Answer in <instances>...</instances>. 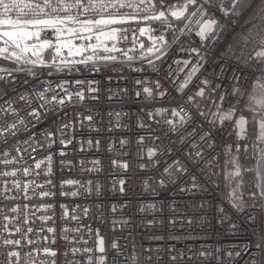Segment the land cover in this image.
<instances>
[{
    "label": "built area",
    "instance_id": "1",
    "mask_svg": "<svg viewBox=\"0 0 264 264\" xmlns=\"http://www.w3.org/2000/svg\"><path fill=\"white\" fill-rule=\"evenodd\" d=\"M250 13L251 9L242 16H223L217 12L215 15L224 30L216 41L207 40L203 45L195 32L180 35L179 30L183 26L179 28L176 23L179 39L170 43L166 56L155 61V67L140 60L128 62L120 52H112L111 55L117 57L116 61L78 64L71 71L52 70L51 75L47 69H38V78L28 77L26 84L23 83L24 73L8 76L7 84L0 81V130L13 123L18 129L15 135L5 133L0 136V150L9 153V160H18L22 155L27 161L13 162L7 167L0 164V169L10 171L28 167L44 160L48 154H52L53 158L51 174H46V163L35 170L40 173L38 176H23L17 172L25 183L36 182L30 184L27 190L29 198L26 199L24 193L18 191L7 193L15 199H5L0 194V208L4 209L0 212V223L4 222V215L15 217L14 223L8 224L11 234L0 233V241L20 239L21 234L15 232L17 227L25 233L32 228L33 231L27 233V239L39 241V244L29 245L27 240H22L23 247L18 249L0 244V264H7L8 251L19 250L23 257L45 246L57 251L56 264H64L65 249L70 250L71 247L93 249L92 253L76 255L75 259L82 260L84 264L93 253L97 258L105 256V264H248L250 252L252 256H261V250L254 245H264V204L257 202L254 207L237 210L230 203V193L236 182L233 181L230 187L225 186V160L229 159L225 156L227 146H233L234 156L238 153L235 145L239 143L242 148L244 143L235 135L228 134L232 131L230 128L212 129L208 121L214 119L212 112L215 109L210 111L205 106V99L187 100L203 79H208L212 85L220 84L219 91H230L231 85L237 83L232 79L235 75L241 77L237 86L242 90L240 107L243 109L261 69L255 59H248L254 56L253 43L244 46L243 37L252 27L246 22ZM129 26L135 29L133 25L126 27ZM153 27L157 29L154 34L162 30L158 23ZM164 34L171 41V35L168 32ZM125 36H128L127 40ZM137 36L145 49L151 46L148 34L139 36L137 32ZM131 39L130 32H119L117 48H132ZM190 46L206 54V60L192 81L178 92L176 89L185 74L170 77L169 66L173 72L178 71L173 62L189 59ZM136 47L137 51L130 55L138 56L144 51L139 44ZM99 54L108 55L102 49ZM191 59L195 63L197 58L193 56ZM76 81H81L82 85L78 86ZM136 81L142 83L137 84ZM155 81L160 82L159 93L168 92L162 99H148L143 93L145 87L157 91ZM58 85H64L72 96L70 102ZM76 92H82L84 99L76 98ZM137 92L141 95L137 96ZM40 93L45 98L41 99ZM53 94L57 96L56 102H51ZM21 95L26 100H20ZM61 97L66 101L63 105L58 103ZM197 104L208 116V121L200 116ZM177 105H180V115L185 120L191 118L192 123L181 126L179 116L173 117L170 110L165 116H149L157 107L171 109ZM33 108L39 112L38 119L29 115ZM88 116L92 117L90 121L86 119ZM164 119L177 123L175 132L163 124ZM20 120L24 124H20ZM64 124L71 127L64 129ZM201 128L212 132L214 148L207 149L200 141ZM193 129H196V134L190 136ZM46 133H54L47 142L44 140ZM181 137L185 138L184 143H178ZM61 139L66 143L61 144ZM32 140L44 143L45 147L41 148L39 143L32 145ZM89 141L92 143L89 144ZM191 142L198 144L205 153L199 163L203 173L187 162L186 154L191 151ZM48 143L51 147L47 146ZM18 148L20 152L16 151ZM25 148H29L31 156L23 151ZM149 149L155 151L153 157L148 156ZM61 153L65 155L61 156ZM213 156L218 157L219 162L206 163ZM4 158L0 154V160ZM177 159L189 171L186 174L176 173L174 166L172 175L165 173L164 168ZM61 161L69 163L62 165ZM249 173L242 171V178ZM193 175L198 185L195 188H192ZM48 180L52 181L50 185L46 183ZM67 180L79 183L61 187V182ZM121 181L124 183L121 184ZM161 181L164 186H161ZM182 187L186 189L183 192L180 191ZM45 191L51 195L42 196ZM74 191L78 192L76 196L61 194ZM238 191L247 201L249 193L257 189L255 184L241 180ZM14 207H18L19 211L13 213L11 209ZM220 208L224 209L223 213L218 210ZM73 216L78 218L73 219ZM250 217L255 218V223ZM48 228H54V233L48 232ZM65 229L68 231L65 232ZM97 230L98 236L104 240L105 253L98 251ZM53 240L55 243H52ZM113 242L119 247L113 249ZM32 254L37 261L53 259L42 251ZM19 264H24V260L21 259Z\"/></svg>",
    "mask_w": 264,
    "mask_h": 264
},
{
    "label": "snow or ice",
    "instance_id": "2",
    "mask_svg": "<svg viewBox=\"0 0 264 264\" xmlns=\"http://www.w3.org/2000/svg\"><path fill=\"white\" fill-rule=\"evenodd\" d=\"M250 9L251 13L246 22L250 23L252 27L243 37L244 46L247 47L249 42L253 43L254 56H249L248 59H255L261 65L260 75L252 86V93L248 96L250 104L247 106V110L252 113L251 119L244 115L245 109L240 107L242 90L237 85L241 77L235 75H233L232 79L237 83L231 85L230 91H219L221 88L220 84L212 85L208 79H203L199 81L196 85L197 90L193 95L188 96L187 100L191 102L196 98H202L207 101L205 106L209 107L210 111L211 109H215L212 112L214 119L208 121V116L204 111L199 109V105L197 104L200 116L208 121L215 131L230 128L232 131L228 133L229 135H235L238 139H247L249 137L248 126H251L252 143L251 145L245 143L243 151L245 156H247L249 147H251L254 167L242 169L238 158L232 155L233 146L228 145L225 156L229 157V159L225 160V169L232 166L233 170L224 171V178L226 187H230L233 181L236 182L230 193L232 197L230 203L233 208L243 210L246 206L254 207L257 202L264 204V0H227V3H225V0H0V60L10 62L15 66L12 68L0 67V81L7 84L8 76L13 75V73H24L25 79L23 83L26 84L28 83V77L38 78V69L41 71L47 69L48 74L51 75L52 70L57 72L71 71L78 64L87 65L101 60L116 61L117 57L111 55L114 51L120 52L128 62L140 60L155 67V61L162 60L166 56L170 43H175L179 39V36L176 34V23H183V28L179 30L180 35L195 32V35L199 37L203 45L207 40L216 41L224 30V27L215 15L217 12L223 14V16L230 14L232 16H242ZM133 21L138 25L143 24L145 26L138 27L137 29H132L130 26L122 27ZM157 23L162 30L159 34H154L157 32V29L153 25ZM119 32L131 33L132 48L124 50L117 48L115 44L112 47H108L103 43L102 37L105 40H115ZM137 32L139 36L148 34L151 40L150 47L145 49L144 44L138 39ZM165 32L171 35V41L166 39ZM93 39L97 42L92 43ZM124 39L127 40L128 36H125ZM76 41H79V43H76ZM137 44L144 51L138 56L130 55L129 53L137 51ZM100 49L104 53H108V55H100ZM89 50H91L90 55L87 54ZM188 55L189 59L187 60H176L173 62L177 65L178 71L173 72L172 67L169 66L168 76L179 77L181 74H185L183 80L179 83V87L176 89L178 92L183 91L192 81V78L197 75L206 60V54H202L201 50L196 47L190 46ZM193 56L197 58L195 63H192L191 58ZM181 64L183 67H179ZM244 79L246 80L247 78L245 77ZM136 83L140 84L142 82L136 81ZM173 83H176V81H173ZM76 84L80 86L82 82L76 81ZM154 84L157 91H154L150 87L143 89L146 98L154 100L159 97L162 99L168 95L167 90L163 93L158 92V89L161 87L159 81H155ZM58 87L68 96V102H70L72 96L68 94L64 85H58ZM38 95L41 99L45 98L43 93ZM136 95L140 96L141 93L137 92ZM75 96L80 100L84 99L82 92H76ZM20 100H26V97L21 95ZM56 101L57 96L53 94L51 102ZM58 103L63 105L66 101L61 97ZM179 108L180 105L171 109L157 107L154 109V112L149 113V116H165L170 110L173 117L179 116L178 123L181 126L192 123L191 118L185 120L180 115ZM12 111L15 112V109H12ZM29 115L34 119L39 118V112L36 108H33ZM86 119L90 121L92 117L88 116ZM19 123L24 124V121L20 120ZM157 123H161V121H157ZM163 124L169 126L173 132L176 131L177 123H174L173 120L164 119ZM217 124H219V127H217ZM69 127H71L70 124L63 125L64 129ZM17 131V125L13 123L8 128L0 130V136H3L5 133L15 135ZM195 134L196 129H193L189 135ZM52 136H54V133H46L44 136L45 142L49 141ZM200 141L204 142L207 149H212L215 146V137H213L212 132L203 131L202 128ZM184 142V137H181L180 141H178V143ZM24 143L29 142L25 141ZM37 143L40 144L41 148L45 147L44 143H40L37 140L31 141L32 145ZM60 143L64 144L66 141L61 139ZM67 143H71V141H67ZM88 143L91 144L92 141ZM47 146L51 147V143H48ZM190 148L191 151L186 154L188 157L187 162L196 167L197 171L203 173L204 169L199 167V163L204 159L205 155L203 149L195 142L190 143ZM235 149L236 152H240L241 145L237 143ZM16 151L20 152L21 149L18 148ZM23 151L29 152L31 156L29 148H25ZM0 154L5 157L3 160H0V164H3L5 167L13 162L18 164L21 162L27 163V161H24L22 155L18 160H9L7 158L9 155L7 151L0 150ZM155 154L153 149H149V157H153ZM60 155L63 156L65 154L61 153ZM52 159V154H48L44 160L35 162L34 165L29 164L28 167H20L10 171L0 169V194H3L5 199H15V196L9 197L7 193L18 191L24 193L26 199L29 198L27 190L30 184H35L36 182L32 180L25 183L17 176V172H21L23 176L33 174L38 176L40 173L35 170L41 169L42 164L46 163L48 165L46 174H51ZM218 162V157L213 156L206 163ZM65 163L69 162L61 161L62 165ZM156 163H160V161ZM124 167L126 168L127 165L125 164ZM173 167L176 173L186 174L189 171V168L177 159L173 161L172 165L165 167L164 172L172 175ZM242 171L252 172L255 176V188L257 191L249 193L247 201L244 200L243 194L238 191L242 180ZM191 180L192 188L197 187L195 175L191 177ZM46 183L50 185L52 181L48 180ZM78 183V181L74 180L62 181L61 187L64 184L75 185ZM123 183L121 181V184ZM161 186H164L163 181H161ZM37 187L43 186L37 185ZM185 190L183 187L180 188L181 192ZM33 192H35V189H33ZM61 194L76 196L78 192H61ZM41 195L49 196L51 193L45 191ZM249 201L251 202L250 205ZM24 207L26 208L27 205ZM150 207H153V205H150ZM218 210L221 213L224 212L223 208ZM3 211L4 209L0 208V212ZM11 211L16 213L19 211V208L14 207ZM72 218L77 219L78 217L73 216ZM249 219L252 223H255L254 217H250ZM3 221V223H0V233L9 232L11 234L8 224L9 222L14 223L15 217L4 215ZM32 231V228L27 229V233H31ZM47 231L54 233L55 230L54 228H48ZM67 231L68 229H65V232ZM72 231L80 230L72 229ZM15 232L21 234L20 239H3L0 241V244L5 247L10 246L13 249L22 248V240H27V244L29 245L33 243L39 244V241L27 239V233L21 228H15ZM64 238L67 239V236ZM52 243H55V240ZM112 247L116 249L119 246L113 242ZM254 247L261 250V256H252L250 252L251 259L248 261V264H264V245L255 244ZM97 248L100 253H105L104 240L99 236ZM41 251L53 259L50 261L47 259L37 261L32 252ZM92 252L93 249L89 247L82 249L71 247L70 250L65 249L64 264H84L82 260L75 259L76 255L78 253L86 254ZM236 255L239 256L240 253L237 252ZM229 256H231V253H229ZM7 257V264H19L21 259L24 260V264H56L57 251L45 246L42 249H34L21 257L19 250H11L7 252ZM105 259L103 255L97 258L93 253V255L88 256L87 264H93L94 260H96V264H105Z\"/></svg>",
    "mask_w": 264,
    "mask_h": 264
},
{
    "label": "rangeland",
    "instance_id": "3",
    "mask_svg": "<svg viewBox=\"0 0 264 264\" xmlns=\"http://www.w3.org/2000/svg\"><path fill=\"white\" fill-rule=\"evenodd\" d=\"M178 24V27L179 28H181L182 26H183V23H177ZM128 25H133V27L135 28V29H137L138 27H142L143 26V24H137L136 22H130L129 24H126V25H124V26H122V27H126V26H128ZM114 27H121V26H114ZM117 35H118V33H117ZM102 39V41H103V43L106 45V46H108V47H112V45L113 44H115L116 45V47H117V43H116V40H117V38L115 39V40H105L103 37L101 38ZM97 41L95 40V39H93L92 40V43H96ZM76 43H79V41H76ZM116 51H114V53H115ZM87 54H91V50H89V52L87 53ZM65 55H66V51H65ZM140 55V54H139ZM252 91H253V89L251 90V92H250V94L252 93ZM250 104V101L247 99V102H246V105H249ZM253 107H254V105H253ZM244 115L246 116V117H248L249 119H251V116H252V113L249 111V110H247V107H246V110L244 111ZM248 132H249V137L247 138V139H238L240 142H242V143H247V141H250V142H248L247 144H249V145H251V143H252V128H251V126H248ZM251 153L252 152V150H251V147H249V151H248V153ZM235 157H237L238 158V160H239V163H240V165L241 166H243V164H242V161H243V159L245 158V154H244V151H243V147L241 148V150H240V152H238V153H236L235 155H234ZM254 165V164H253ZM249 168V167H248ZM233 170V168H232V166H229L227 169H226V171H232ZM253 181H255V179H253Z\"/></svg>",
    "mask_w": 264,
    "mask_h": 264
},
{
    "label": "trees",
    "instance_id": "4",
    "mask_svg": "<svg viewBox=\"0 0 264 264\" xmlns=\"http://www.w3.org/2000/svg\"><path fill=\"white\" fill-rule=\"evenodd\" d=\"M0 67L12 68V67H15V66L12 65L10 62H5L3 60H0ZM251 90H252V88H251ZM251 90H250V92H251ZM250 92H249V94H250ZM249 94H248V96H249ZM247 99H248V97H247ZM247 99H246V101L244 102V105H243V109H245V110H246V107L248 106V105H246ZM251 137L253 138V136H251ZM248 142H250V141H247V143ZM242 164H243V166H248V167H251V168L254 167V165H253L254 164V160L252 159V156H251L250 152L248 153L247 156H245V158L242 161ZM249 174L250 175L247 174L246 176H244L242 178V180L246 181L248 183H251V184H255V181H253V179H255L254 173L250 172Z\"/></svg>",
    "mask_w": 264,
    "mask_h": 264
},
{
    "label": "crops",
    "instance_id": "5",
    "mask_svg": "<svg viewBox=\"0 0 264 264\" xmlns=\"http://www.w3.org/2000/svg\"><path fill=\"white\" fill-rule=\"evenodd\" d=\"M236 138H237V137H236ZM243 168H248V166H243L242 169H243ZM249 168H251V167H249ZM248 175H250V174H248Z\"/></svg>",
    "mask_w": 264,
    "mask_h": 264
}]
</instances>
